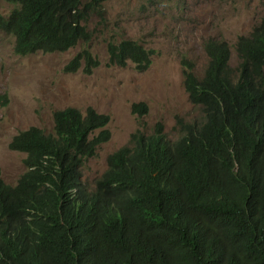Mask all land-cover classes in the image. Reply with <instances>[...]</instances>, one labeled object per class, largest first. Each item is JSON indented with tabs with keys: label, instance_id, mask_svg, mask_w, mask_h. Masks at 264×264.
<instances>
[{
	"label": "trees",
	"instance_id": "1",
	"mask_svg": "<svg viewBox=\"0 0 264 264\" xmlns=\"http://www.w3.org/2000/svg\"><path fill=\"white\" fill-rule=\"evenodd\" d=\"M5 1L13 8L0 31L27 55L89 40L87 16L107 0ZM204 51L201 77L183 62L203 119L178 120L174 141L159 125L134 132L92 189L81 169L110 139L109 115L70 106L53 112L51 132L30 126L11 138L26 169L14 185L0 173V264H264V20L239 36L236 66L225 41H205ZM108 52L110 64L129 59L137 70L152 53L130 39ZM81 61L96 63L84 48L66 69ZM132 110L146 114L147 105Z\"/></svg>",
	"mask_w": 264,
	"mask_h": 264
},
{
	"label": "rangeland",
	"instance_id": "2",
	"mask_svg": "<svg viewBox=\"0 0 264 264\" xmlns=\"http://www.w3.org/2000/svg\"><path fill=\"white\" fill-rule=\"evenodd\" d=\"M13 5L0 0V15ZM101 15L87 16L89 40L62 52L18 55L15 38L0 31V173L5 183L15 184L25 171V154L8 147L13 135L30 126L46 133L53 129V112L69 106L82 113L88 106L109 115L105 126L110 139L82 167V181L92 188L107 167V156L129 143L130 135L154 133L157 125L167 139L180 135L178 120L200 121L203 113L185 89L184 61L192 63L198 77L209 57L204 43L225 41L230 46L229 65L238 63L236 41L264 20V0H107ZM122 39L137 41L151 50L143 70L128 61L108 65V45ZM99 60L90 73L66 69L82 49ZM147 105L146 114L132 110ZM97 131V130H96ZM95 131V132H96Z\"/></svg>",
	"mask_w": 264,
	"mask_h": 264
},
{
	"label": "clouds",
	"instance_id": "3",
	"mask_svg": "<svg viewBox=\"0 0 264 264\" xmlns=\"http://www.w3.org/2000/svg\"><path fill=\"white\" fill-rule=\"evenodd\" d=\"M130 40H132V39H130ZM134 42H137V41H135V40H133ZM80 42H85V41H80ZM80 42H78V43H80ZM77 43V44H78ZM138 43V42H137ZM139 44V43H138ZM72 48V47H71ZM70 49V48H69ZM38 52V51H37ZM41 52V51H40ZM90 52V51H89ZM36 53V52H35ZM44 53V52H43ZM47 53V52H46ZM91 53V52H90ZM32 54V53H31ZM77 54V53H76ZM75 56V55H74ZM91 56H92V58H93V60L96 62L95 63V65L94 64H92V63H90L89 64V66H88V64H85V62L84 61H81V65H80V67L79 68H81L82 67V70L83 71H85V69L86 68H88V70H86L85 72L86 73H90L92 70H93V68H95V67H97L98 65H99V60L95 57V56H93L92 54H91ZM73 59V58H72ZM71 59V60H72ZM128 61H130L129 59L126 61V63L128 62ZM132 62V61H131ZM107 64L108 65H112V64H110V62H109V56H108V61H107ZM116 65V64H115ZM117 66H119V65H117ZM236 66V65H235ZM232 67H234V66H232ZM2 95H5V94H2ZM6 96V95H5ZM6 98H7V96H6ZM70 107V106H69ZM89 107V106H88ZM91 107V106H90ZM64 109V108H63ZM94 109V108H93ZM96 111V110H95ZM99 113V112H98ZM106 128V127H105ZM27 129V128H26ZM25 130V129H24ZM53 130V129H52ZM22 131V130H21ZM155 132H156V130H155ZM155 132L154 133H151L150 135H153V134H155ZM18 133V132H17ZM16 133V134H17ZM15 134V135H16ZM162 134V133H161ZM163 136H164V134H162ZM14 136V135H13ZM12 136V137H13ZM148 136V135H147ZM167 139V138H166ZM169 141H172V140H170V139H168ZM176 140V139H175ZM174 141V140H173ZM104 143V142H103ZM98 148V147H97ZM120 148V147H119ZM117 150V149H116ZM20 152V151H19ZM114 152V151H113ZM25 154V153H24ZM110 155V154H109ZM108 155V156H109ZM108 156H107V159H108ZM107 168V167H106ZM106 170V169H105ZM81 172H82V169H81ZM101 176V175H100ZM2 178V177H1ZM81 180H82V177H81ZM4 181V180H3ZM17 182V181H16ZM83 182V181H82ZM84 183V182H83ZM8 184V183H7ZM16 184V183H15ZM10 185H14V184H10ZM94 187V186H93ZM92 187V188H93ZM88 190L89 189H92V188H89V187H86Z\"/></svg>",
	"mask_w": 264,
	"mask_h": 264
}]
</instances>
